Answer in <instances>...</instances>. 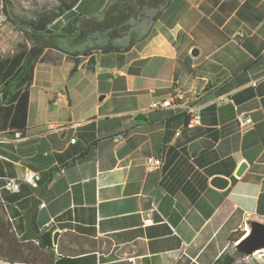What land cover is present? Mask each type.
Instances as JSON below:
<instances>
[{"label": "crops", "instance_id": "1", "mask_svg": "<svg viewBox=\"0 0 264 264\" xmlns=\"http://www.w3.org/2000/svg\"><path fill=\"white\" fill-rule=\"evenodd\" d=\"M78 49H46L44 61H71L69 80L35 95L34 72L26 133L0 135V195L17 234L53 264H213L230 253L247 218L264 222V0H171L132 49L81 56L71 73ZM177 89L172 106L153 107ZM223 95L232 102L218 104ZM198 112L202 124L188 127ZM151 156L162 159L154 170ZM26 169L38 186L4 188Z\"/></svg>", "mask_w": 264, "mask_h": 264}, {"label": "trees", "instance_id": "2", "mask_svg": "<svg viewBox=\"0 0 264 264\" xmlns=\"http://www.w3.org/2000/svg\"><path fill=\"white\" fill-rule=\"evenodd\" d=\"M80 0H51L33 15H27L5 6L8 18L21 29L31 32L37 43L24 47L17 53L0 57V135L19 133L28 128V113L31 86L35 67L44 61L47 48L58 47L62 41L79 49L71 56L79 69L81 56H90L96 51L125 53L146 38L154 21L171 0H112L96 15L86 16L73 12ZM66 17V23L58 31L50 28L56 20ZM243 232H235L233 240ZM0 246L13 261L29 264H53L54 256L36 240L19 236L8 216L0 195ZM239 259L223 252L213 264H238ZM242 264H249L243 261Z\"/></svg>", "mask_w": 264, "mask_h": 264}, {"label": "rangeland", "instance_id": "3", "mask_svg": "<svg viewBox=\"0 0 264 264\" xmlns=\"http://www.w3.org/2000/svg\"><path fill=\"white\" fill-rule=\"evenodd\" d=\"M51 0H0V57L9 56L17 53L24 47H31L33 44L37 43V39L32 35L31 32H26L19 26L14 24L7 16L5 6L11 5V9L17 12H22L27 15H33L35 10L43 5H46ZM66 17H61L50 25V28L54 31L60 30V28L65 24ZM65 42L66 39L61 38ZM71 61L63 60L57 66L53 65L49 60H45L42 63H38L35 70L34 82L38 88L34 89L35 95L44 94L45 86L56 82L57 84L65 83L69 80V70ZM85 72L83 70L74 79L83 78ZM6 140L0 138V153L6 148ZM2 165L0 163V169ZM7 252L3 247L0 246V264H29L22 261H13L8 258ZM243 261L249 264H264V252L255 255L252 258L242 259L239 258L238 264H242ZM55 264H68V259L66 257H61V259L56 260Z\"/></svg>", "mask_w": 264, "mask_h": 264}, {"label": "built area", "instance_id": "4", "mask_svg": "<svg viewBox=\"0 0 264 264\" xmlns=\"http://www.w3.org/2000/svg\"><path fill=\"white\" fill-rule=\"evenodd\" d=\"M183 93L181 90L177 89L170 98H167L163 101H156L153 103L154 108H161V107H170L173 105L172 98L173 97H182ZM218 104H226L232 102V98L230 95H223L220 96V98L217 100ZM238 120L241 125L246 126L252 123V118L250 116H247L246 114L242 113L238 115ZM202 124V118L201 115L198 112V115H190L188 121H187V126L188 127H195L199 126ZM17 135H20L17 133ZM74 142L76 138L72 139ZM162 164V159L161 158H155V157H148L147 158V165L150 170H154L158 167H160ZM41 180V175L39 172L32 170V169H26L25 173L21 177H6L5 178V183H4V188L9 190L12 193H18L21 191L22 184L27 183L32 185L33 187L38 186L39 181ZM42 206H45V203L42 202ZM152 217L151 215H148L144 219L145 224L151 223Z\"/></svg>", "mask_w": 264, "mask_h": 264}, {"label": "water", "instance_id": "5", "mask_svg": "<svg viewBox=\"0 0 264 264\" xmlns=\"http://www.w3.org/2000/svg\"><path fill=\"white\" fill-rule=\"evenodd\" d=\"M247 164L242 163L237 176H240L246 169ZM211 183L219 188H225L229 184V179L225 176H215ZM59 231L54 234V242L57 244ZM264 252V222L254 218H247L246 232L242 234L231 246L230 255L242 259L252 258L255 255Z\"/></svg>", "mask_w": 264, "mask_h": 264}, {"label": "bare ground", "instance_id": "6", "mask_svg": "<svg viewBox=\"0 0 264 264\" xmlns=\"http://www.w3.org/2000/svg\"><path fill=\"white\" fill-rule=\"evenodd\" d=\"M194 115H198V113L197 114H194Z\"/></svg>", "mask_w": 264, "mask_h": 264}]
</instances>
